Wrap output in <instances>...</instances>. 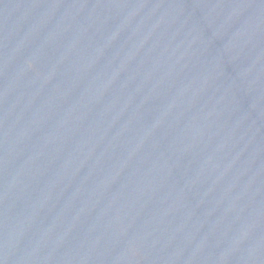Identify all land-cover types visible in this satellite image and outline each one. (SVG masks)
<instances>
[{"label": "water", "instance_id": "water-1", "mask_svg": "<svg viewBox=\"0 0 264 264\" xmlns=\"http://www.w3.org/2000/svg\"><path fill=\"white\" fill-rule=\"evenodd\" d=\"M0 264H264V0H0Z\"/></svg>", "mask_w": 264, "mask_h": 264}]
</instances>
